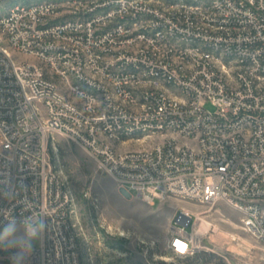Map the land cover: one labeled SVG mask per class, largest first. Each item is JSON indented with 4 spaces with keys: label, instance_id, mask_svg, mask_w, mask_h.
I'll use <instances>...</instances> for the list:
<instances>
[{
    "label": "built area",
    "instance_id": "1",
    "mask_svg": "<svg viewBox=\"0 0 264 264\" xmlns=\"http://www.w3.org/2000/svg\"><path fill=\"white\" fill-rule=\"evenodd\" d=\"M7 1L0 231L8 216L49 213L22 264H81L51 134L82 145L127 195L224 201L264 242V0ZM192 220H175L178 256L197 252Z\"/></svg>",
    "mask_w": 264,
    "mask_h": 264
},
{
    "label": "rangeland",
    "instance_id": "2",
    "mask_svg": "<svg viewBox=\"0 0 264 264\" xmlns=\"http://www.w3.org/2000/svg\"><path fill=\"white\" fill-rule=\"evenodd\" d=\"M12 5V1L0 4V13ZM206 108L213 110L210 105ZM49 154L54 170L74 194L81 264H264V242L244 229L242 214L226 202L204 205L168 198L150 205L124 193L69 137L51 134ZM182 210L193 215L188 231L196 239L194 255L178 256L170 248L171 232ZM0 241L7 243L3 230ZM39 245L40 239L32 246ZM23 260L22 240L16 247L0 244V264Z\"/></svg>",
    "mask_w": 264,
    "mask_h": 264
},
{
    "label": "clouds",
    "instance_id": "3",
    "mask_svg": "<svg viewBox=\"0 0 264 264\" xmlns=\"http://www.w3.org/2000/svg\"><path fill=\"white\" fill-rule=\"evenodd\" d=\"M48 215V211L44 212L40 210L24 216L19 222H17L15 217L11 216L9 218L8 216L6 218L7 222L3 225L4 240L7 243L0 241V244L3 247H16L22 240L26 246L27 253L30 255L33 243L42 238L44 231L48 227L45 222V217H48ZM33 219H35L34 224ZM18 231L22 232V236L16 235ZM13 241H16V243H13ZM11 259H15V257Z\"/></svg>",
    "mask_w": 264,
    "mask_h": 264
},
{
    "label": "bare ground",
    "instance_id": "4",
    "mask_svg": "<svg viewBox=\"0 0 264 264\" xmlns=\"http://www.w3.org/2000/svg\"><path fill=\"white\" fill-rule=\"evenodd\" d=\"M187 211V210H186Z\"/></svg>",
    "mask_w": 264,
    "mask_h": 264
}]
</instances>
